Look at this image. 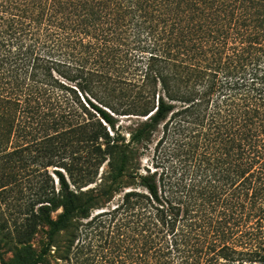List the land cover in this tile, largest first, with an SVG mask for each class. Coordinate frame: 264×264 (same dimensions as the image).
I'll list each match as a JSON object with an SVG mask.
<instances>
[{
  "label": "trees",
  "instance_id": "16d2710c",
  "mask_svg": "<svg viewBox=\"0 0 264 264\" xmlns=\"http://www.w3.org/2000/svg\"><path fill=\"white\" fill-rule=\"evenodd\" d=\"M19 158L22 264H264V0H0V189Z\"/></svg>",
  "mask_w": 264,
  "mask_h": 264
},
{
  "label": "rangeland",
  "instance_id": "374dc122",
  "mask_svg": "<svg viewBox=\"0 0 264 264\" xmlns=\"http://www.w3.org/2000/svg\"><path fill=\"white\" fill-rule=\"evenodd\" d=\"M46 164V158L27 163L19 158L11 166L6 186L0 189V256L6 262L22 264L28 256L37 254L46 241V225L31 213L36 211V200L48 188L52 176L53 168ZM115 201L116 198L110 206ZM97 211L100 209L93 210V214ZM95 239L92 238L94 243Z\"/></svg>",
  "mask_w": 264,
  "mask_h": 264
}]
</instances>
